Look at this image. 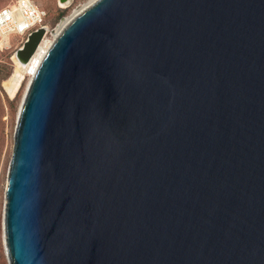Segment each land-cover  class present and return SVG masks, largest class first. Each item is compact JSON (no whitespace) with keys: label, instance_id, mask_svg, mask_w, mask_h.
I'll list each match as a JSON object with an SVG mask.
<instances>
[{"label":"water","instance_id":"1","mask_svg":"<svg viewBox=\"0 0 264 264\" xmlns=\"http://www.w3.org/2000/svg\"><path fill=\"white\" fill-rule=\"evenodd\" d=\"M3 226L10 264H264V0L74 15L21 104Z\"/></svg>","mask_w":264,"mask_h":264},{"label":"rangeland","instance_id":"2","mask_svg":"<svg viewBox=\"0 0 264 264\" xmlns=\"http://www.w3.org/2000/svg\"><path fill=\"white\" fill-rule=\"evenodd\" d=\"M14 0H0V8L10 4ZM37 5L49 13L47 25L51 33L58 29L63 21L67 20L81 6L93 0H73L72 5L63 9L59 0H34ZM49 38H52L49 34ZM24 40L18 36L9 38L12 48L1 51L0 49V264H10L4 243V211L6 203V188L8 182L9 167L15 145V130L21 104L26 95L31 80L27 75L26 81L15 97L7 92L4 81L10 79L16 71L14 56L23 44Z\"/></svg>","mask_w":264,"mask_h":264},{"label":"built area","instance_id":"3","mask_svg":"<svg viewBox=\"0 0 264 264\" xmlns=\"http://www.w3.org/2000/svg\"><path fill=\"white\" fill-rule=\"evenodd\" d=\"M48 17L49 13L37 5L34 0H14L2 7L0 9L1 51L12 48L9 38L14 35L26 41L32 32L43 27L48 28ZM49 34L52 36L51 32L47 33V36Z\"/></svg>","mask_w":264,"mask_h":264},{"label":"bare ground","instance_id":"4","mask_svg":"<svg viewBox=\"0 0 264 264\" xmlns=\"http://www.w3.org/2000/svg\"><path fill=\"white\" fill-rule=\"evenodd\" d=\"M94 1L93 0L83 6H81V9L76 11L73 15H71V17H69L67 20L63 21L62 24L58 27V29H56L54 32L52 33V38H49V36H45V38L43 39L44 41H42V44L40 45L38 51L36 52V54L33 56V58L31 59V61L29 62L28 65L24 66L21 64V62L17 59L16 55L14 56V61H15V65H16V71L13 74V76L4 81V86L7 90V92L9 93V95L11 97H15L18 93V91L20 90V88L23 86L24 82L26 81L27 75L29 76L30 80L33 79V77L36 75L44 57L46 56V54L48 53V51L50 50V48L52 47L55 39L57 38V36L60 34V32L63 30V28L69 23V21L71 20V18L78 14L79 12H81L82 10H84L85 8H87L90 4H92ZM73 3V0L68 1L65 4L60 3V7L63 9H67L69 8ZM47 32H51L50 28L46 27ZM30 85V83H29Z\"/></svg>","mask_w":264,"mask_h":264},{"label":"trees","instance_id":"5","mask_svg":"<svg viewBox=\"0 0 264 264\" xmlns=\"http://www.w3.org/2000/svg\"><path fill=\"white\" fill-rule=\"evenodd\" d=\"M6 6V5H5ZM4 7V6H3ZM1 9V8H0Z\"/></svg>","mask_w":264,"mask_h":264}]
</instances>
